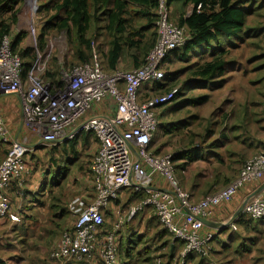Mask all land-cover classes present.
Returning <instances> with one entry per match:
<instances>
[{
	"label": "built area",
	"instance_id": "1",
	"mask_svg": "<svg viewBox=\"0 0 264 264\" xmlns=\"http://www.w3.org/2000/svg\"><path fill=\"white\" fill-rule=\"evenodd\" d=\"M156 14L157 39L142 65L108 70L97 53L90 62L63 67L59 84L44 78L46 65L39 59L23 78V58L13 50L12 34L1 39L0 97H18L24 125L39 140L19 142L0 111V139L10 146L0 160V217L10 213L8 191L13 184L27 182L30 168L26 156L33 144L63 145L90 132L98 141L90 163L93 196L78 195L67 202L74 223L51 248L53 260L90 261L97 257L99 264H120L119 232L124 223L147 209L174 240L182 243L176 264H185L191 255L208 257L215 233L203 232L205 220L247 186L264 185V149L245 159L238 175L225 187L202 198L182 188L172 153L151 150L160 111L174 99L178 88L162 94H154L152 89L165 81L169 55L183 48L190 36L173 19L169 0H158ZM33 41L36 46L38 37ZM104 106L112 109L111 115L101 110ZM159 179L165 187L157 185ZM129 190L142 198L129 204L106 228V211ZM241 215L264 220L263 195L245 199L237 213ZM153 264H165V260L157 257Z\"/></svg>",
	"mask_w": 264,
	"mask_h": 264
},
{
	"label": "rangeland",
	"instance_id": "2",
	"mask_svg": "<svg viewBox=\"0 0 264 264\" xmlns=\"http://www.w3.org/2000/svg\"><path fill=\"white\" fill-rule=\"evenodd\" d=\"M58 2L59 0H0V19H16V22L12 25V34L14 37L16 34H22L23 36L18 49L22 51L30 50L29 56L25 57L26 61L30 60V56L35 54L36 60L34 63H37L38 59L39 63H45V73L48 69L60 72L63 67L69 68L81 62L76 55L78 47L76 38L69 37L65 30H58L52 26L48 27V21L52 20L53 15L56 13L53 7ZM130 9L133 11L140 10L139 7L135 6H131ZM151 12H153L154 16L149 25L150 29L146 31L147 35L151 32H157L156 10H151ZM103 14L98 13L92 18L91 28L87 35L94 41V54H99L102 47L109 41L106 31H103L105 24V16ZM173 19L176 21L174 15ZM134 21L136 25L149 24L147 17L136 16ZM248 24L247 28L250 29L248 36L243 38L242 41L231 39L227 44H224L228 50V54L226 55L228 64L226 65L224 75L210 83L209 86L213 88L212 90L205 87L207 83H203L204 88L194 87L191 91L183 93V88L185 87L184 80L194 77L192 75V66L189 64L196 62L197 58L195 61H193L192 57L177 60L174 63H168L166 67L167 80H165V89L178 88L181 93L162 107L160 122L164 124L171 119L187 117L186 123L188 122V126L185 130L188 132L187 141L190 142L188 147L191 148V145L196 144H203L205 146L212 144L213 147L208 148L209 153L207 158L209 160L214 158L219 162L221 161V157L224 158V165L218 164L212 167L213 171L210 174V182L214 185L216 184V186L212 190L208 188L201 189L202 191H207V193H204L205 196L225 187L232 178L238 175L242 161L264 149V141L262 139V136H264V3L253 6V17ZM34 36L38 37V44L36 46L33 41ZM40 43H42L43 48L39 47ZM197 95L202 96L198 102L194 101V104H191V102L185 101L189 98L195 100V96ZM7 100L9 104H14L17 108L15 114L11 116V123L9 122V128L13 136L15 137L16 134L18 136L17 140L25 144L38 142L39 137L31 134V130L24 125L23 118L19 115L16 103L17 99L10 97ZM174 103H180L176 107V110L174 109L172 113L167 111L171 106L169 104ZM246 110H248L249 114H253L251 120L254 122L251 126L249 125L247 132L245 127L242 126L240 128L238 125H244L243 115ZM1 112L5 116L4 118H6L7 115L3 111ZM193 114L197 115L191 116ZM6 119L8 120V117ZM20 122L21 130H18ZM158 129L153 140V147L151 145L152 150L156 151L159 149L161 154L173 152L176 137L166 135L162 127H158ZM219 134L224 136L222 140L215 137ZM241 140H244V142ZM249 143H251L250 147H248ZM221 144L225 146L223 148L216 147ZM97 146L98 141L94 135L90 134L83 143L81 142V148H76L77 152L75 153L69 151L73 146L66 147V145L33 148L26 158L31 167L30 171H33L30 173L36 178L35 184L40 183L41 185L37 188L33 197L37 195L39 199L44 201L42 204L45 206L52 204L55 200H60L61 204L65 206L73 196L82 195V191H79L78 188L83 187L86 182L84 178L89 173L88 168L93 155L96 153ZM9 148L10 146L0 139V153H4L6 156ZM233 151L238 152L239 157H231L230 152ZM201 153L203 157V150L198 156ZM244 153L249 155L242 157ZM238 159L240 160L239 162L235 161ZM194 161L195 163L198 161V164H194L195 167L203 168V165L207 166L204 162L208 163L207 159L204 160L202 158L201 160L194 159ZM60 171L64 172L63 178L57 177L60 173L57 176L55 175ZM34 176L32 179H34ZM52 181L54 183L49 188L42 186V183L49 182L50 184ZM56 182L59 184L58 187H55L57 186ZM182 188L194 192L192 189L183 186ZM259 193L264 197V192L261 193L260 191ZM131 196L132 191L130 190L122 194L121 199H119L121 202L118 201L116 204L120 203V213L124 214L129 204L136 199ZM194 196L196 197V195ZM202 197L204 196L202 195ZM19 206L24 205L20 204ZM37 217L40 218L41 214H38ZM105 219V226L110 228L114 222L112 214L110 217L106 216ZM71 220H73V217ZM139 220H145L148 224L145 225L144 222L141 223ZM124 224L119 235H123L127 246H133L134 253H131L132 249L129 247L128 249L124 247L123 251L121 249L119 256L120 264H124L123 261H126V254L133 255L129 264H153V260L157 257L166 260L168 256H171L170 245L174 242L173 238L164 232V228L153 214L140 213ZM17 226L10 225L6 229H3L2 232L4 233H2L0 240L3 241L5 236H13L12 242L15 243L16 247L22 246L19 233L13 232V228ZM24 226L26 225L22 224L23 228ZM41 228V221L38 220L37 223L33 224L31 230L39 233ZM48 228L52 230L54 226L48 224ZM64 230L59 233L58 238H60ZM138 231L140 232L138 233ZM127 235H129V240L126 238ZM11 237H8V240ZM50 237L55 236L51 234ZM36 240L38 238L34 239L33 242ZM174 244H176L175 252L182 248L181 244L176 242ZM34 247L36 245L32 243V247L30 248ZM219 249L221 248L213 241L212 251L208 257L193 255L185 261V264H253L252 256H256L257 254L255 252H245L244 255H237L231 258V249L226 253L218 251ZM144 257H149L147 259L149 262L145 261ZM58 262L63 264L85 263V261L66 260ZM263 263L264 261L261 264Z\"/></svg>",
	"mask_w": 264,
	"mask_h": 264
},
{
	"label": "crops",
	"instance_id": "3",
	"mask_svg": "<svg viewBox=\"0 0 264 264\" xmlns=\"http://www.w3.org/2000/svg\"><path fill=\"white\" fill-rule=\"evenodd\" d=\"M236 1L240 8H243L246 12H252L250 15L247 16L246 26L249 25L248 22L253 17V6L264 3V0H236ZM192 10H193V4L191 3L186 4L183 1H181V2L171 4V14L173 13L176 21L181 15L184 17L189 16ZM104 27H105V24L103 26V31H105ZM183 27L188 31L187 27L185 26ZM223 38L224 37H219L217 41L213 40L210 45H202L201 47L195 48L191 52L188 51V54L186 53L187 51H185V53L180 52V51H174L172 55L168 58V62L174 63L177 60H184L186 59V56L187 58L192 57V59H194L193 61H195V59L198 56L199 57L207 56L209 48L215 47L218 43L220 44V42L222 43L223 40H225ZM230 40L231 39H228V42ZM108 51H109V45L107 42V44L102 47V50H100V53H99L105 67L106 65H108V63L104 55ZM131 54H132V51L124 50L115 68L117 67H123V68L132 67L133 68L137 66V63H140L142 61V59L136 60ZM189 65L191 66L192 64H189ZM196 82L197 81H194L193 79H185L184 80L185 87L183 88L184 89L183 93L191 91L194 87L204 88L203 84H196ZM209 85L210 84H207L205 85V87L211 88V86ZM212 89L213 88H211V90ZM10 97H14L17 99L16 103L18 105L19 115L22 116V109H21L20 101L17 96L15 95L1 96L0 97V110L3 111L7 115L8 120L6 119L7 117L4 119L6 120L9 127H10L9 122L11 123V116H13L15 114V110H17L16 105L9 104L7 99H10ZM195 97H196L195 100H193V98H189L188 100H185V101H189L191 102V104H194L193 103L194 101L198 102L202 98V96L200 95H197ZM180 103L169 104L171 106L170 107L168 106L169 108L167 111H170L172 113L174 109L176 110V107ZM101 110H103L106 114H110V115L112 114V109L108 107L106 108L104 106L101 108ZM195 115L197 114H193L191 116H195ZM252 115L253 114L251 113L249 114L248 110H246L243 115L244 125L238 124L240 128L242 126L245 127L246 132L248 131L249 125L251 126V124L254 123L251 120ZM187 119H188L187 117L171 119V120L166 121L164 124L160 122L159 128L162 127L164 131L166 132V135H171V136L176 137L175 148L173 152H169V153L175 154L176 156L175 162H176V165L178 166V176H179L182 186L188 189H192L194 191L193 194L196 195V198H202V195L205 196L204 193L205 192L207 193V191H202L201 189L208 188L209 190H212L216 186V184L214 185L212 182H210V179H211L210 174L213 171L212 167L218 164L222 166L225 164V162H224V158L222 157H221L220 162L214 158H211V160L207 158L208 157L207 155L209 153L208 148L213 147L212 144H208L207 146L203 144L201 145L196 144V145H191V148L188 147L190 142L187 141L188 132L185 130V128L188 126V122L186 123ZM18 128H19L18 130H21V122L19 123ZM90 134L92 133L82 134L78 136L76 139L64 143L62 146L64 145H66V147L73 146L75 147V149L76 148L80 149L81 142L83 143L89 137ZM215 137L219 138V140H222L224 136L222 134H219ZM262 139L264 141V136H262ZM204 141L206 140L204 139ZM241 141L244 142V140H241ZM248 145H249L248 147H250L251 143H249ZM224 146H225L224 144H221V145H217L216 147L223 148ZM152 147H153V141H152ZM152 147H151V150H152ZM97 150H98V146H97ZM202 150H203V157H202V153L200 156H198V154ZM69 151L73 153L71 148ZM152 151L154 153L155 152L161 153L159 149H157L156 151L154 150ZM183 153H187L193 158L186 159L183 156L184 155ZM95 154L93 155V157L95 156ZM180 154L182 155L179 156ZM246 155H249V154L244 153L242 157H245ZM230 156L239 157V154L238 152L233 151V152H230ZM4 157H5V154L0 153V160H2ZM201 158L204 160L207 159V162L209 164L204 162V164L207 165L206 167L204 165H203V168L195 167L194 164H198V161H196L195 163L194 159L201 160ZM235 161L239 162L240 160L238 159ZM77 162H78V157H77ZM28 165H29V162H28ZM29 168L31 169L30 165H29ZM88 171H89L88 175L84 178L86 181L84 186L78 189L79 191H82L83 196H85L86 198L87 197L91 198L93 196V190H92V174L90 172V165H89ZM64 172L60 171V172H57L55 175L57 176V174L60 173L59 176L57 177L63 178ZM75 172L77 173V171ZM31 173H29L27 182L24 185L20 186L17 183H15L13 184L11 189L8 191L10 201H11V210H10V213L6 217H0V237L2 236V233H4L2 232L3 229H6L10 225H18L16 228H13V232L19 233L18 235L20 237L23 248L22 246L16 247L15 243L12 242L13 236L12 237L5 236L3 241L0 240V264H63V263L58 262L57 260L51 259L49 257V251L58 242L59 233L64 229L72 228L73 223H74V218L73 220H71L73 216L71 217L67 209V206L62 205L61 204L62 202L60 200H55V202H53L52 204H47V206H45L42 204V202L44 201L39 199L37 195L33 197V195L37 191V188L40 187L41 185L40 183L35 184L36 178L34 175H31ZM33 176H34V179H32ZM57 182H56L57 186L55 187L59 186ZM53 183H54L53 181L50 184L49 182H44L42 183L43 184L42 186L49 188L50 186L53 185ZM157 185L160 187L166 186L165 182L162 179L158 180ZM261 186H263V184L249 185L246 188L242 189L237 195H235L229 201H226L222 203L221 205L217 206L214 216L211 219L205 220L204 226H203V232L205 233L214 232L215 233V240H214L215 244L221 248L218 251H222L223 253H226L231 249L232 251L231 258L237 255H244L245 252H249V253L255 252V254L257 253L256 256H252L253 264H261L262 261H264V220H251L244 215L237 216V213L239 209L241 208V206L243 205V203L245 202V199H247V197L251 195L252 193H254L255 191L259 190ZM260 191L261 193L264 192V187ZM75 196H78V195H75ZM121 197L122 195L117 200H115L112 206L106 211V216L110 217L112 214L114 218L113 224L116 222L118 216L121 214L120 213V210H121L120 203L116 205L118 201H120L119 199H121ZM20 204L24 206H19ZM140 213L151 214V215L153 214V216L156 218V216L150 209H147L144 212H139L138 214ZM38 214H41L40 218L37 217ZM38 220L41 221L42 228L39 233H35L34 231L31 230V227L33 226L34 223H37ZM230 220H234V221L226 229L225 226ZM55 221L57 222L55 223ZM139 221L141 223L144 222L145 225L148 224V222H146L145 220H139ZM22 224L26 226H24L23 228ZM48 224L53 225L54 228L51 230V228H48ZM139 232L140 231H138V233ZM164 232L170 237V235L165 230ZM51 234L54 235L55 237H50ZM8 237H11V238L8 240ZM37 238L38 240L33 242L34 239H37ZM126 238L127 240H129V235H127ZM119 240H120V244H122L121 246L122 251L124 247L125 249H128V247L132 249L133 247L132 245L127 246V242H125V240L123 239V235H119ZM172 240L174 242L170 245L171 246V249H170L171 256H168L166 260L164 259L165 264H176L177 263L178 254L180 250L175 252L176 244L174 243L175 242L179 243L181 244V247H182V243L180 241H176L174 239ZM32 243L35 244L36 247L30 248L32 247ZM131 253H134L133 249L131 250ZM126 255H127L126 261H123V263L129 264L133 255L131 256L130 254L129 255L126 254ZM192 256L193 255H191L190 257ZM147 259H149V257L147 258L144 257V260L149 262V260ZM142 263H145V262H142ZM79 264H99V260L97 257H95L94 259L90 261H85V263H79Z\"/></svg>",
	"mask_w": 264,
	"mask_h": 264
},
{
	"label": "trees",
	"instance_id": "4",
	"mask_svg": "<svg viewBox=\"0 0 264 264\" xmlns=\"http://www.w3.org/2000/svg\"><path fill=\"white\" fill-rule=\"evenodd\" d=\"M181 1L186 4H193L191 14L186 17L181 15L176 21L178 25L187 27L190 36L183 48L175 51L183 53L187 51L186 53L188 54V51L191 52L197 47L210 45L213 40L217 41L219 37H224L223 39H225L215 47L209 48L207 56H198L197 61L191 65L194 77L190 79L197 81L196 84H210L225 73L226 65L228 64L226 60L228 50L224 44L228 43V39L242 41L243 38L248 36L250 29L246 26L247 16L252 12H246L243 8H240L236 0H169V4L171 6L172 3ZM157 5L158 0H59L53 7L56 13L53 15L52 20L48 21V27L52 26L58 30H65L69 37H75L78 42L76 55L81 61L80 63H87L95 55L94 41L87 36L91 28V20L98 13H104L103 15L106 18L104 28L109 38V51L104 55L108 63L105 68L108 70L115 69L124 50L132 51L131 55L136 60L142 59L140 63H137V66H140L144 63L148 52L152 49L157 39V32L146 34V31L150 29L149 25L154 16L151 10L155 11ZM131 6L139 7L140 10L133 11L130 9ZM136 16L147 17L149 24L136 25L134 21ZM155 16L157 21V14ZM15 22L16 19L14 18L9 20L0 19V42L4 35L12 34V25ZM12 37L13 50L19 52L23 58L22 77L25 78L36 60V55H31L30 60L26 61L25 57L29 56L30 50L22 51L18 49L23 39L22 34H16L15 37L12 34ZM39 47L43 48L42 43H40ZM44 78L54 84H59L60 72L48 69ZM165 80H167V71ZM165 88L166 82L164 81L157 83L152 90L154 94H162L174 89L167 90ZM180 93V90H177L174 99ZM71 150L73 153L76 152L75 147H72ZM155 154L159 153L155 152ZM183 154L186 159L193 158L187 153ZM173 160L176 161L175 154H173ZM176 169L178 172L177 165ZM142 196V194L132 192L131 197H135V200H138ZM121 246L122 244H120L119 240V253H121Z\"/></svg>",
	"mask_w": 264,
	"mask_h": 264
},
{
	"label": "water",
	"instance_id": "5",
	"mask_svg": "<svg viewBox=\"0 0 264 264\" xmlns=\"http://www.w3.org/2000/svg\"><path fill=\"white\" fill-rule=\"evenodd\" d=\"M33 147H34V149H38L39 147H41V146H39V145H36V144H33L32 145ZM264 187V185L263 186H261V188L259 189V190H257V191H255L254 193H252L247 199H249L251 196H253V195H255V194H257V193H259L260 192V190L262 189ZM244 204V203H243ZM242 207H243V205L241 206V208L239 209V211L238 212H240L241 210H242ZM233 221L234 220H230L227 224H226V226H225V228L227 229L228 228V226L231 224V223H233Z\"/></svg>",
	"mask_w": 264,
	"mask_h": 264
}]
</instances>
